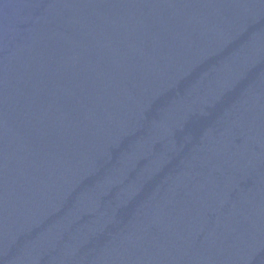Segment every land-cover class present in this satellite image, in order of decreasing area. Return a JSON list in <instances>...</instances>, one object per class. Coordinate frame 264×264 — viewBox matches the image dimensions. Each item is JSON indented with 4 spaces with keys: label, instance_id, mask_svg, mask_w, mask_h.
Returning a JSON list of instances; mask_svg holds the SVG:
<instances>
[{
    "label": "water",
    "instance_id": "95a60500",
    "mask_svg": "<svg viewBox=\"0 0 264 264\" xmlns=\"http://www.w3.org/2000/svg\"><path fill=\"white\" fill-rule=\"evenodd\" d=\"M0 264H264V0H0Z\"/></svg>",
    "mask_w": 264,
    "mask_h": 264
}]
</instances>
